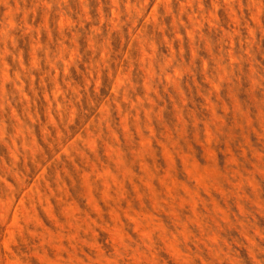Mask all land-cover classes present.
<instances>
[{
    "label": "rangeland",
    "instance_id": "obj_1",
    "mask_svg": "<svg viewBox=\"0 0 264 264\" xmlns=\"http://www.w3.org/2000/svg\"><path fill=\"white\" fill-rule=\"evenodd\" d=\"M0 264H264V0H0Z\"/></svg>",
    "mask_w": 264,
    "mask_h": 264
}]
</instances>
